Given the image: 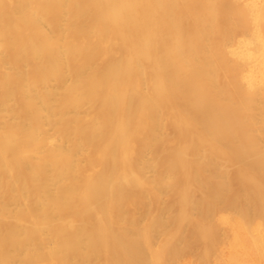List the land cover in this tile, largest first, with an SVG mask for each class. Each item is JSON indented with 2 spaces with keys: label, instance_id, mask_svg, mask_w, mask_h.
I'll return each mask as SVG.
<instances>
[{
  "label": "bare ground",
  "instance_id": "6f19581e",
  "mask_svg": "<svg viewBox=\"0 0 264 264\" xmlns=\"http://www.w3.org/2000/svg\"><path fill=\"white\" fill-rule=\"evenodd\" d=\"M0 264H264V0H0Z\"/></svg>",
  "mask_w": 264,
  "mask_h": 264
}]
</instances>
